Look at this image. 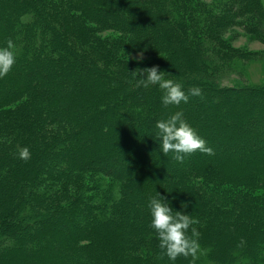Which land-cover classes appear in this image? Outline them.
I'll use <instances>...</instances> for the list:
<instances>
[{
	"label": "trees",
	"instance_id": "1",
	"mask_svg": "<svg viewBox=\"0 0 264 264\" xmlns=\"http://www.w3.org/2000/svg\"><path fill=\"white\" fill-rule=\"evenodd\" d=\"M236 1L0 0V47L16 55L0 78V264H190L159 248V194L199 221L195 264H264V83L223 82L261 54L221 40L243 17L264 42V3ZM152 66L202 96L165 106L131 74ZM177 111L214 155H163L155 125Z\"/></svg>",
	"mask_w": 264,
	"mask_h": 264
},
{
	"label": "clouds",
	"instance_id": "2",
	"mask_svg": "<svg viewBox=\"0 0 264 264\" xmlns=\"http://www.w3.org/2000/svg\"><path fill=\"white\" fill-rule=\"evenodd\" d=\"M14 48L15 44L12 39L7 40L5 47H0V78L11 72L16 63ZM128 55L130 56V54ZM131 58L143 61V52L131 56ZM131 74L133 77L139 75L138 87L147 88L150 85H158L164 92L162 101L165 106H179L182 102L187 103L190 96H202V90L199 88L189 89L186 93L179 83L166 79L164 72L159 70V66L137 68ZM155 127L157 131L154 138L160 141V149L164 156L174 153L173 158L182 162L185 155L197 151L210 156L215 154L196 129L183 118L181 111L175 112L166 120L157 121ZM17 156L25 162L31 159V153L27 147L18 146ZM148 207L152 218L150 227L155 230L159 240V248L163 250V253L173 261L181 256L191 257L190 264H195L200 250L198 238L201 234L194 225L198 224L199 221L181 211L174 212L166 202V197L160 194L158 198L150 199ZM189 229H191V235L188 234ZM243 244L244 241L241 240V246Z\"/></svg>",
	"mask_w": 264,
	"mask_h": 264
},
{
	"label": "rangeland",
	"instance_id": "3",
	"mask_svg": "<svg viewBox=\"0 0 264 264\" xmlns=\"http://www.w3.org/2000/svg\"><path fill=\"white\" fill-rule=\"evenodd\" d=\"M209 7L208 9H220L224 2H229L230 0H202ZM239 2L237 0L235 3ZM264 3V0H263ZM231 20V25L227 28L221 30V40L223 39L225 44H222V50L225 52H250V53H260L261 58L252 60H242L237 59L233 65V71L230 73H225L223 82L225 84H232L236 81L240 83H251V84H263L264 83V42L258 39L255 35L249 32L246 27L248 23L243 20V17H233ZM101 36H118L117 33L113 32H101ZM142 51L129 52L130 56L126 54L127 59L138 61L132 59L131 56H136ZM144 59L139 62H150L157 58V54L151 52H143ZM217 147V146H216ZM200 258L202 264H216L205 256L204 252L200 253Z\"/></svg>",
	"mask_w": 264,
	"mask_h": 264
}]
</instances>
